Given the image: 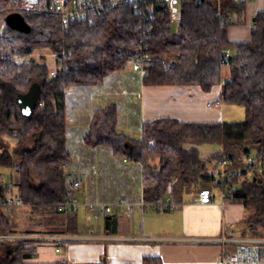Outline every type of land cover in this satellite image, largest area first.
Segmentation results:
<instances>
[{
  "label": "trees",
  "instance_id": "obj_1",
  "mask_svg": "<svg viewBox=\"0 0 264 264\" xmlns=\"http://www.w3.org/2000/svg\"><path fill=\"white\" fill-rule=\"evenodd\" d=\"M38 3L44 7L52 0ZM18 5L19 0H0V168L17 175L12 195L11 187L0 183V203L10 195L34 216L19 227L0 205V235L81 233L76 210L57 209L72 197L65 171L70 162L65 143L66 89L98 86L140 54L149 57L142 74L144 85L198 86L208 92L220 84L219 102L244 110L241 122L158 118L143 123L138 138L117 130L114 105L94 110L84 142L140 164L144 204L170 195L178 206L194 189L216 188L210 174L216 159L228 158L239 167L245 155L264 151V12L252 18L255 27L248 41L230 42L227 37L229 26L245 24L247 0H179L175 30L163 0L122 1L73 21H62L48 11L20 12L29 26L27 33L5 23ZM226 49L230 54L224 64ZM36 50H47L53 67L43 57L35 59ZM223 65L229 70L226 80L221 75ZM34 84L39 88L37 104L29 116H23L17 99ZM203 144H217L221 151L203 159L199 153ZM230 184L224 202L244 210L239 235L264 238V171L248 180L234 177ZM102 223L103 234L124 231L119 215L102 214ZM35 252L33 242L0 240V264H72L30 262ZM142 264L162 261L147 256Z\"/></svg>",
  "mask_w": 264,
  "mask_h": 264
},
{
  "label": "crops",
  "instance_id": "obj_2",
  "mask_svg": "<svg viewBox=\"0 0 264 264\" xmlns=\"http://www.w3.org/2000/svg\"><path fill=\"white\" fill-rule=\"evenodd\" d=\"M253 1L246 7V25L257 12H264V0H255V4ZM250 4L255 6L251 7ZM246 30L240 32L227 29L228 40L248 41V26ZM125 70L127 67L116 71L121 74L118 75L119 79L125 81L118 82L119 86L107 87L110 91L104 84L111 74L98 86H71L66 89L65 143L69 155L80 152L83 158L91 162L92 168L96 169L100 160L103 162L101 164L112 165V170L116 167L117 176H130L131 182L122 185L126 186L124 197L128 202L138 203L139 207L136 205L135 209L132 207L129 210V214L120 216L121 225L124 224V231L120 233L103 234L102 214L96 212L93 217H87L95 218L96 225L85 223L79 228L80 234L59 236L65 243L49 241L46 239L48 235L33 236L37 237L33 240L36 252L30 262L92 264L103 261L105 264H142L144 257L158 256L162 264H222L221 248L216 239L223 230L227 239H243L241 243L225 246V255L235 256L236 261L223 264H264V238H245L239 235L238 222L244 215L241 205L225 202L222 205L220 196L216 197V191L213 190V199L209 204H200L197 198L199 191H195L170 211L149 209L142 205L140 164L124 159L119 165L113 164L115 157L108 149L93 148L84 142L92 112L111 104L117 111V130L130 136L133 133H139L140 136L142 124L158 118H174L186 123L222 122V112L206 107L209 101H219L220 84L214 85L208 92L198 86H147L142 83L141 73L128 79ZM221 75L223 80L228 79L227 65H223ZM68 171L78 175L75 179H68V184L79 181L80 188L86 187L89 190L93 180L89 171L73 170L71 167ZM96 171V182L93 181L97 184L101 179L100 171ZM107 192L98 191L97 195L102 199L109 197L107 200L115 203L117 198L114 196L100 195ZM74 195L75 190L72 191L73 198ZM134 216H138V230L133 228ZM55 247L60 248L59 253L54 251Z\"/></svg>",
  "mask_w": 264,
  "mask_h": 264
},
{
  "label": "built area",
  "instance_id": "obj_3",
  "mask_svg": "<svg viewBox=\"0 0 264 264\" xmlns=\"http://www.w3.org/2000/svg\"><path fill=\"white\" fill-rule=\"evenodd\" d=\"M122 1H134V0H52V4L48 6L41 7L38 3V0H19V5L17 8V12H52L59 16L62 21H73V20H81L85 19L87 15L97 14L102 12L104 9L110 8L116 3ZM141 1V0H138ZM167 6L170 15L171 21L178 20L179 15V0H163ZM234 3H238L244 0H232ZM248 4L252 2V0H247ZM255 27L254 23L250 21L248 23L249 30ZM0 32H1V24H0ZM230 54V50L226 49L224 52L223 63L226 64L227 57ZM149 57L147 54H140L136 56L132 62V66L134 70L144 73L145 67L147 65ZM50 75L54 76V71H50ZM221 103L219 101H209L206 103V107L209 109H217L220 108ZM264 171V151L260 154H256L252 152L248 155H245L242 159L241 166L233 167L232 161L228 158L216 159L213 169L210 170V174L212 176L211 183L215 185V190L218 192V195L221 198V203L223 205L224 199L227 196H230L229 192L232 190V185L230 184L231 180L234 177H244L247 180L251 178L259 177L263 174ZM2 180V179H1ZM3 182V180H2ZM69 187L72 191L78 189L80 187L79 181H73L69 183ZM213 190L210 188H202L199 190L197 194L198 202L200 204H209L213 199ZM1 208L4 212H9L13 207L21 205L20 201L17 198L12 196H7L0 203ZM143 206H148L157 210H166V209H175L177 205L174 203L170 195L160 196L154 203L144 204ZM77 204L73 197H69L65 202L60 204L57 209L58 211H68V210H76ZM95 207H99V209L94 210ZM85 208L88 212L93 213L94 211L99 212L100 214H116L119 216H123L131 209L130 205L123 202L118 201L113 205H93L86 204ZM35 235H0V240H20V241H30L33 242L37 237H33ZM46 239L52 242H61L65 243L64 239H60L59 236L48 235ZM243 239H227L225 237L224 231L222 230L221 236L216 239V243L220 246V263H234L236 261L235 256H227L225 255V246L227 244L233 243H241ZM54 251L56 253L60 252L59 247H55Z\"/></svg>",
  "mask_w": 264,
  "mask_h": 264
},
{
  "label": "rangeland",
  "instance_id": "obj_4",
  "mask_svg": "<svg viewBox=\"0 0 264 264\" xmlns=\"http://www.w3.org/2000/svg\"><path fill=\"white\" fill-rule=\"evenodd\" d=\"M253 3L255 4L256 1L254 0ZM254 4H250L249 6H255ZM248 22V18L245 20V26L244 25H232L229 26L228 29H232L235 31H240V32H247L246 30V25ZM250 22V21H249ZM176 21H172L171 23V28L172 30H175L176 28ZM32 56L37 59L40 60V57H43L45 59V63L48 65V67H53V56L48 53L47 50H36ZM121 71V70H120ZM128 79H130L131 77L137 76L139 73V71L134 70L132 63H129L127 66V70H125ZM120 72H114L113 74L111 73V75L107 78V80L105 81L104 87L107 89V87H110L112 85H116L118 84V82H124L125 80H121L119 79L121 75L119 74ZM124 75V74H122ZM124 77V76H123ZM119 86V84H118ZM108 90V89H107ZM110 91V90H108ZM121 106V105H120ZM67 107H68V102H67ZM213 110H218L220 112H222V121H234V122H241L244 119V110L242 107L240 106H234V105H220V108L217 109H213ZM132 136L134 137H138L139 133H133ZM12 143V140H9ZM221 151V147L217 144H203L199 147V153L200 156L203 159H208L212 156V154H216L219 153ZM114 161L113 164L119 165V163L123 162V158L119 155H114ZM112 162V161H109ZM97 163V162H96ZM95 163V164H96ZM102 161H98L97 165H96V169H94L95 167L92 168V164L90 161H88L87 159H85V157L83 158V156L81 155L80 152H74L71 153L70 155V162L69 164L66 166L65 171L67 170L66 174H67V180L70 179H75L78 175L74 172L71 173L70 171H68V169H73V170H81L83 172H87L89 171L91 174V178L95 181L96 178H94V173L95 171L98 172L100 171V181L97 183L98 187H95L97 184L92 180V184H90L89 190H86V187L84 188H78L77 190H75V195H74V200L77 204L76 207V212H77V220H78V227L81 228L83 227L85 223H89L92 222L93 225H96L95 222V218H87L89 216L92 215V217L94 216V214L97 211H94L93 213H90L87 211V209L85 208L86 204H93V205H113L115 204L114 202L110 203L107 199H109V197L106 196H114L115 198H117L116 202L118 201H123L127 204L130 205V207H134L133 209H135L136 205H138V203H131L128 202L124 195H125V189L126 186H123L124 183L126 182H131V177L130 176H124L122 174H119L118 177L116 175L117 171H115V168L112 170V165L111 166H106ZM98 166V168H97ZM106 166V168H104ZM213 163L211 164V169H213ZM104 168V169H103ZM100 169V170H99ZM103 169V170H102ZM73 174V175H72ZM3 182H2V180ZM17 180V175L15 173L14 170H10V169H4V168H0V183L2 184H6L9 185L11 187L12 193L10 195H12L15 191V182ZM107 185V186H106ZM110 187L107 189V187ZM134 184H132V188H133ZM125 188V189H124ZM138 189V188H137ZM105 192L108 191L107 193H100V195H102L103 197H106L105 199H102L101 197H99L97 195V192ZM195 191H197L196 189H194L192 191V193H194ZM215 191V190H214ZM216 197L219 196L218 192H215ZM7 195V196H10ZM139 207V205H138ZM99 209V207H95L94 210ZM87 211V212H86ZM130 211H127V214H129ZM99 213V212H97ZM8 215L11 217V219L13 221H15L17 223V225L19 227H23L27 220L30 219L32 216H34L32 214V212L30 211V208L27 206H23V205H18L13 207L9 212ZM126 215V214H125ZM135 219L133 221V228L135 230H138V216H134ZM124 226V224H123ZM91 228V226L89 227Z\"/></svg>",
  "mask_w": 264,
  "mask_h": 264
},
{
  "label": "water",
  "instance_id": "obj_5",
  "mask_svg": "<svg viewBox=\"0 0 264 264\" xmlns=\"http://www.w3.org/2000/svg\"><path fill=\"white\" fill-rule=\"evenodd\" d=\"M5 23L12 29L27 33L29 26L20 12L10 13L5 17ZM39 88L32 85L30 89L17 99L20 112L23 116H29L34 110L38 100Z\"/></svg>",
  "mask_w": 264,
  "mask_h": 264
}]
</instances>
